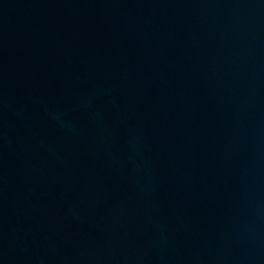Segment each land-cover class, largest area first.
Masks as SVG:
<instances>
[{
    "label": "water",
    "instance_id": "95a60500",
    "mask_svg": "<svg viewBox=\"0 0 264 264\" xmlns=\"http://www.w3.org/2000/svg\"><path fill=\"white\" fill-rule=\"evenodd\" d=\"M0 264H264V0H0Z\"/></svg>",
    "mask_w": 264,
    "mask_h": 264
}]
</instances>
